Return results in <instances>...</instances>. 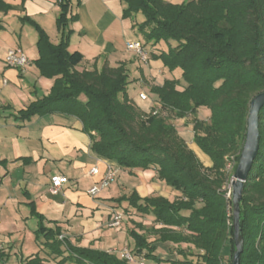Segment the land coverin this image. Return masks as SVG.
I'll list each match as a JSON object with an SVG mask.
<instances>
[{
  "label": "trees",
  "instance_id": "obj_1",
  "mask_svg": "<svg viewBox=\"0 0 264 264\" xmlns=\"http://www.w3.org/2000/svg\"><path fill=\"white\" fill-rule=\"evenodd\" d=\"M71 0H63L57 19L66 25ZM124 17L143 16L137 32L152 45L174 41L168 52L152 55L169 72L179 69L184 83L165 81L150 89L163 115L142 112L128 97V77L123 66L83 70L82 56L69 53L67 42L49 43L38 30L39 59L35 65L45 78H55L49 94L32 103L24 117L60 112L76 117L90 139L91 152L114 160L121 167L156 168L157 178L180 192L172 202L162 197L142 199L133 193L130 205L152 214L163 227L154 230L161 241L191 244L202 252L193 261L173 264H227L234 251L231 198L228 180L234 172L245 140L249 102L264 90V0H192L173 5L162 0H124ZM84 96L86 102L79 100ZM209 111L198 119V109ZM192 117L193 143L211 161L205 167L167 122ZM259 147L243 184L239 207L242 251L239 264H264V105L258 112ZM234 168L225 173L226 158ZM182 211H189L182 216ZM39 219L35 238H43L50 253L73 264H127L106 252L74 247L59 228L47 229ZM170 227L177 228L172 230ZM184 232V233H183ZM135 252L153 250L143 235L130 232ZM26 264H41L35 257Z\"/></svg>",
  "mask_w": 264,
  "mask_h": 264
},
{
  "label": "crops",
  "instance_id": "obj_2",
  "mask_svg": "<svg viewBox=\"0 0 264 264\" xmlns=\"http://www.w3.org/2000/svg\"><path fill=\"white\" fill-rule=\"evenodd\" d=\"M162 1L180 5L192 0ZM61 2L0 0V264H26L35 257L41 264H73L62 260L67 257L65 253H50L42 237L36 240L39 219L47 229L59 228L72 246L106 252L120 260L121 250L135 252V242L129 235L133 231L145 236L153 247L146 264L194 262L201 251L191 244L161 241V235L154 230L163 226L155 222L152 214L140 213L130 205L133 193L140 199L139 205L149 197L169 202L181 197L180 192L157 178L156 168L130 169L95 156L81 122L72 115L52 112L24 117L23 112L32 103L49 94L55 79L43 77L35 65L39 59L38 30L52 45L65 40L69 53L81 54L78 72L123 66L129 82L128 97L144 113L161 107L157 96L150 92L152 87L172 80L180 81L177 90L184 85L179 69L166 73L162 62L151 57L162 50H156V45L146 49L147 43L137 32L143 19L136 20L137 14L124 17V0H71L66 25L59 30ZM130 42H139L149 52L146 65L126 49ZM13 48L21 49L25 55L28 64L24 69L5 65L6 53ZM144 89L148 99L143 101L145 104H137ZM79 100L86 99L81 95ZM202 109V114L209 117V111ZM178 134L191 149L193 133L189 135L190 144L187 137ZM197 157L205 167L211 166L210 159ZM109 166L115 171L113 181L91 197L87 191ZM91 169H97V174L91 175ZM59 175L67 182L59 194L52 195L50 180ZM112 210L122 215L121 225L116 228L108 227ZM181 215L188 216L189 211ZM222 256L226 264L227 247Z\"/></svg>",
  "mask_w": 264,
  "mask_h": 264
},
{
  "label": "built area",
  "instance_id": "obj_3",
  "mask_svg": "<svg viewBox=\"0 0 264 264\" xmlns=\"http://www.w3.org/2000/svg\"><path fill=\"white\" fill-rule=\"evenodd\" d=\"M126 49L129 51H132L138 59L143 63L147 64L149 61V55L148 52L144 49L143 45L139 42H130L127 43ZM4 63L8 68L13 69H24L28 61L23 54L22 50L19 48H13L7 51ZM139 99L141 101H146L148 98L144 93H140L138 95ZM153 115H163L165 116L164 112L161 111V109H155L152 111ZM235 161L232 158H226V165L224 168L225 173H227L229 176L233 172ZM91 175L97 174V169H91L90 170ZM232 176V175H231ZM115 177V171L109 166L104 173V175L101 177V179L96 183L93 187H91L87 193L91 197H96L98 193L103 190L104 188L108 187L109 184L113 181ZM231 177L229 179L231 183ZM67 182V179L64 176H54L50 180V186H49V192L52 195H57L61 192L63 185ZM231 193V187L228 186L226 198L230 197ZM122 222V215L121 213L117 212L116 210L111 211L110 219L108 222V227L116 228L121 225ZM59 239H63V235L59 236ZM122 259L127 264H146V257L145 252H131L128 249H123L120 252Z\"/></svg>",
  "mask_w": 264,
  "mask_h": 264
},
{
  "label": "water",
  "instance_id": "obj_4",
  "mask_svg": "<svg viewBox=\"0 0 264 264\" xmlns=\"http://www.w3.org/2000/svg\"><path fill=\"white\" fill-rule=\"evenodd\" d=\"M264 105V90L252 97L249 102V111L246 118L245 140L240 151L237 165L231 176V206H232V232L234 251L231 264H239L242 251V238L240 234L239 207L243 184L247 179L259 147L258 112Z\"/></svg>",
  "mask_w": 264,
  "mask_h": 264
},
{
  "label": "rangeland",
  "instance_id": "obj_5",
  "mask_svg": "<svg viewBox=\"0 0 264 264\" xmlns=\"http://www.w3.org/2000/svg\"><path fill=\"white\" fill-rule=\"evenodd\" d=\"M140 19H143V16L141 15V14H137L136 15V20H140ZM141 38V37H140ZM143 38V37H142ZM151 45H152V43L151 42H148L147 43V48L146 49H149V47H151ZM175 46V42L174 41H168V42H166V41H164V40H162V41H160V42H158V43H156V50H159V51H161L162 50V52H164V53H166V52H168V50H169V48L170 47H174ZM148 52V51H147ZM148 55H149V57H150V54H149V52H148ZM150 59V58H149ZM166 71V73H168V70L166 69L165 70ZM133 90V88L131 89L130 87L128 88V91H129V93L132 95V96H134V92L132 91ZM145 90V92H144V94H146L147 93V90L146 89H144ZM146 96H148L147 94H146ZM138 100L140 101V102H136L137 104H145V102H143V101H141L139 98H138ZM84 102H86V100L84 101ZM202 108H200V109H198V112H197V117H198V119H201V120H204V121H206V120H208V117L207 116H205V115H203L202 114ZM199 113V114H198ZM168 120H167V122L168 123H170V124H172L175 128H176V130H177V132L178 133H181V135H182V137H187L186 138V141L190 144V139H189V135L192 133V117L191 116H187L185 119H174L171 115L170 116H168V118H167ZM180 135V134H179ZM191 150L196 154V155H199V156H201V157H203L204 159H207V160H209V158L205 155V154H203L198 148H197V146L195 145V144H193L192 145V147H191ZM230 158H232L233 160H234V156L232 155V156H229ZM230 179V178H229ZM228 182V184H227V186H226V188H228V186L230 187V181L228 180L227 181ZM228 262H227V260H226V264H227ZM147 264H156L155 262H152V261H150V262H147Z\"/></svg>",
  "mask_w": 264,
  "mask_h": 264
}]
</instances>
